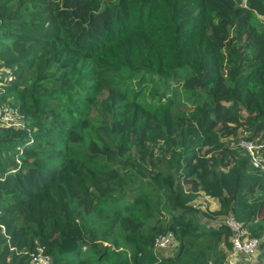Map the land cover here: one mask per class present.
<instances>
[{"label": "trees", "instance_id": "1", "mask_svg": "<svg viewBox=\"0 0 264 264\" xmlns=\"http://www.w3.org/2000/svg\"><path fill=\"white\" fill-rule=\"evenodd\" d=\"M0 99V264H224L226 214L264 247V0H0Z\"/></svg>", "mask_w": 264, "mask_h": 264}, {"label": "built area", "instance_id": "2", "mask_svg": "<svg viewBox=\"0 0 264 264\" xmlns=\"http://www.w3.org/2000/svg\"><path fill=\"white\" fill-rule=\"evenodd\" d=\"M8 78H10V75H4L2 81ZM18 118L20 117L17 108L12 106L11 103L1 101L0 99V123L6 126H21V122L18 121ZM238 143L248 150L252 165L263 166L261 164V157L257 153L258 144L246 139H239ZM222 222L227 225L232 233V252L239 251L242 254H248L254 251L259 242L258 238L248 236L245 228L241 226L240 222H238L231 214L224 216ZM173 243L174 239L171 233L164 232L163 234H158L156 236L153 243V249H166L172 246ZM30 262L32 264H51L49 255L43 251L41 246L35 247V250L30 256Z\"/></svg>", "mask_w": 264, "mask_h": 264}, {"label": "rangeland", "instance_id": "3", "mask_svg": "<svg viewBox=\"0 0 264 264\" xmlns=\"http://www.w3.org/2000/svg\"><path fill=\"white\" fill-rule=\"evenodd\" d=\"M185 106L186 105L183 104V105L179 106V108H184ZM18 121L21 122L20 118H18ZM238 140L239 139H237V137L228 139V141H230V145L239 144ZM195 204L199 205V207L202 209H216L218 207L215 200L207 198L202 194L198 195L197 199L195 200ZM223 216L207 217V219L209 220V222L215 223V222H220V220L222 219ZM202 217H205V216H202ZM172 247H173V245L170 246L169 248H166V249L163 248V249L154 250V252L157 253V255L166 256V255L170 254V252L172 251ZM240 254H241L240 256H241L242 264H249L251 261L257 260L258 258L264 260V247H258L257 246L254 249V251L251 253H248V254L240 253ZM49 257H50L51 264H53L52 257L50 255H49ZM236 264H239V263L236 262Z\"/></svg>", "mask_w": 264, "mask_h": 264}, {"label": "crops", "instance_id": "4", "mask_svg": "<svg viewBox=\"0 0 264 264\" xmlns=\"http://www.w3.org/2000/svg\"><path fill=\"white\" fill-rule=\"evenodd\" d=\"M239 251H234L232 252L229 257L227 258L226 264H242V260H241V254L238 253Z\"/></svg>", "mask_w": 264, "mask_h": 264}, {"label": "clouds", "instance_id": "5", "mask_svg": "<svg viewBox=\"0 0 264 264\" xmlns=\"http://www.w3.org/2000/svg\"><path fill=\"white\" fill-rule=\"evenodd\" d=\"M13 127H15V126H13ZM16 127H18V126H16ZM226 215H228V214H226ZM226 215H225V216H226ZM231 215H232V214H231ZM232 216H233V215H232ZM223 217H224V216H223ZM223 217H222V219H223ZM222 219L220 220L221 222H222ZM238 222H239V221H238ZM224 224H225V223H224ZM225 225H226V224H225ZM226 226H227V225H226ZM258 240H259V239H258ZM258 243H259V242H258ZM173 244H174V243H173ZM36 246H41V245H36ZM36 246H35V247H36ZM257 246H258V245H257ZM35 247H34V250H35ZM41 247H42V246H41ZM34 250H33V251H34ZM43 251H44V250H43ZM44 252H45V251H44ZM45 253H46V252H45ZM231 253H232V251H231ZM231 253H230V254H231ZM239 253H240V252H239ZM46 254H48V253H46ZM156 254H157V253H156ZM230 254H229V255H230ZM48 255H49V254H48ZM160 256H162V255H160ZM228 257H229V256H228ZM228 257H227V258H228ZM226 261H227V259H226ZM226 261H225L224 264H226ZM29 264H32V263L30 262V258H29Z\"/></svg>", "mask_w": 264, "mask_h": 264}]
</instances>
